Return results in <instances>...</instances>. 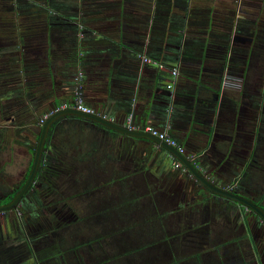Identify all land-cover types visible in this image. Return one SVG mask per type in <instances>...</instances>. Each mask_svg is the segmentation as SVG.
<instances>
[{"label":"rangeland","instance_id":"rangeland-1","mask_svg":"<svg viewBox=\"0 0 264 264\" xmlns=\"http://www.w3.org/2000/svg\"><path fill=\"white\" fill-rule=\"evenodd\" d=\"M11 2L0 0V4L14 7ZM241 2L238 4L247 5L245 10L249 12L238 13V36L245 38L237 41L234 48L238 50L237 57L233 61L236 78L243 80L242 92H238L235 101L240 104L244 97L246 102L237 106L227 137L231 145L244 146L242 122H250V116L258 113L259 129L264 130V103L257 109L250 102L254 96L264 101V40H259L264 38V0ZM107 3L114 5L115 11L120 9V13L116 12L126 29L141 28L133 20L138 16L133 6L127 7L124 0ZM28 4L31 5L27 11L18 16L17 9L9 13L1 10L0 28L6 23L14 30L5 35L0 30V45L10 44V48L22 50V58H13L18 65H12L13 70L6 72L11 80L0 77V95L14 91L11 88L20 81L21 95H15L8 104L11 108L18 106L21 112L28 114V119L33 115L32 126L55 109L54 105L50 106L54 99H63L68 93L62 91L57 76V71L65 70L64 56L68 55L61 42L57 46V40H64L61 38L63 29H53L51 23L76 22L79 26L80 19L70 17L69 21H55L57 16H62L54 14L57 12L55 1L29 0ZM240 10H244V6ZM107 15L114 16L115 12ZM243 16L247 20L240 21ZM252 19L253 24L249 25ZM122 22L117 21L113 26H121ZM6 35L11 40H4ZM67 42H71L70 39ZM82 44L74 45L75 56L86 61L87 49ZM3 47L0 46V53ZM2 63L0 59V65ZM21 72L28 74L22 79ZM60 137L62 140L57 138L52 142L57 148L56 163L45 167L47 171L42 174L48 184L43 191L42 207L49 211L48 215L38 218L35 221L38 224L25 218V239L14 231L12 234L7 231L8 237L3 234V238L0 228V264H57L59 251H65L63 260L60 259L62 264H264V234L258 231L254 235L258 245L255 251L245 232L240 235L228 228L227 224L235 225L238 218L225 208L222 199L218 205L219 218L214 212L203 213L207 202L200 198L190 208L182 204V183L178 182L177 174L164 170L161 163L156 165L157 160L151 161L155 149H143L149 148L148 143H141L139 147L136 143L139 139L106 138L100 130L81 126L76 121L64 128ZM12 140L13 133L8 132L0 141V171L5 181L12 180L15 184L29 167L36 145L30 152L23 144ZM230 144L225 147L232 148ZM259 149H264V142H257L250 166L246 163V173L236 179L258 180L264 189V167L260 168L264 166V154L258 158ZM260 160L263 163H259ZM230 167L234 166L230 164ZM230 167L227 165L228 178ZM8 224L16 227L18 222L10 217ZM241 228L244 230L242 225Z\"/></svg>","mask_w":264,"mask_h":264},{"label":"crops","instance_id":"crops-1","mask_svg":"<svg viewBox=\"0 0 264 264\" xmlns=\"http://www.w3.org/2000/svg\"><path fill=\"white\" fill-rule=\"evenodd\" d=\"M107 1L109 0H100L98 4L96 0H70L68 9L64 7L65 1L57 3V8H60L54 13L62 15L61 21H69L73 13L80 19L79 26L76 22L51 24L53 29L62 28L66 38L71 39L74 36L71 42L57 40V46L61 42L64 52L68 54L64 56L65 70L57 71L62 91L68 93H65L63 99L57 97V105L74 101L76 77L82 72V84L85 87L83 97L86 105L101 114H108L115 123L123 126L130 122L141 127L152 125L167 131L187 149L188 154L200 159V162L197 161L202 172L222 188L244 181V178L240 181L236 178L244 176V172L247 171L244 170L246 163L250 166L249 160L254 156L255 143L259 138L262 143L264 142V132L259 138L256 134L260 122L258 113L256 116H250L252 118L250 122L240 124L244 132L242 136L244 146L235 143L231 145L227 137V132L236 118L232 116L236 113L237 106L246 102L244 97L242 98L244 103L239 104L235 101L238 92H242L240 84L243 80L236 78L235 75L233 59L237 57L238 50H234L237 41L233 40L232 36L236 33L238 13L249 12L245 10L247 5L238 4L241 0H124L127 7H134L138 16L133 20L141 27L129 30L125 28L119 16L120 9L116 10L119 12L117 14L114 5ZM248 1L244 0L245 3ZM11 3L14 7L1 3L0 14L1 10L9 13L17 9L18 16L31 5L28 4L29 0H12ZM241 6H244L242 11ZM114 12V16L107 15ZM117 21L122 22L121 26H113ZM0 30L2 35H5L14 29L5 23L1 25ZM4 40H11V37L6 35ZM79 43H83L82 46H86L87 49L86 61H83L82 66L75 64L78 55L75 56L74 45L77 46ZM65 45L69 47L65 48ZM0 46H4L0 53V59H3L0 77L11 80L12 77L6 75V72L13 70L12 65L14 67L18 65L13 58H22L20 55L22 50L10 48V44ZM140 56H147L156 63H144ZM174 69L178 70L179 76L176 78L175 86L170 90L168 85L174 81ZM14 71L17 70L14 68ZM21 73L22 79L28 74ZM20 83L18 81L14 88H11L15 89L14 91L0 95V121L5 120L0 122V141L3 135L9 132L13 133L12 141L22 144L27 133L32 134L34 130L31 131L32 126L35 127V124L31 126L33 115L28 119L26 112H21L18 106L11 108L8 104L15 95H21ZM23 83H27L26 79ZM247 100L249 102V99ZM250 102H253L257 109L264 103L260 98L258 103H255V96ZM66 120L100 130L106 138L127 141L138 139L119 132L112 133L93 123L64 118V121ZM144 140L139 139L136 142L139 147L142 146L141 143L146 142ZM146 143L150 146L143 149H155L151 161L159 159L160 162L156 161V165L161 163L164 170L169 169L174 173L172 162L167 157L168 153L161 151L151 142ZM227 143L232 148H226ZM263 154L264 149H259L257 157L262 158ZM260 161L259 163H263ZM230 164L234 167H230ZM227 165L231 169L229 178ZM175 174L178 182L182 183L181 194L185 191L182 194V204L190 208L196 205L197 199L200 198L207 202L203 213L214 212L215 216H218L216 218H219L221 197L191 176L181 172ZM190 183L197 185L195 190H191ZM227 225L231 231H238L240 235L244 232L246 234L237 220L235 225ZM252 246L258 249V245ZM57 264L62 262L57 261Z\"/></svg>","mask_w":264,"mask_h":264},{"label":"flooded vegetation","instance_id":"flooded-vegetation-1","mask_svg":"<svg viewBox=\"0 0 264 264\" xmlns=\"http://www.w3.org/2000/svg\"><path fill=\"white\" fill-rule=\"evenodd\" d=\"M34 5L36 6V4H34ZM54 14H56V13H54ZM57 17H58L57 21H59V20L61 21L62 16H57ZM241 18L242 19H240V21L247 20L246 18H244V16ZM252 21H253V19L248 22L249 25L253 24ZM51 24H53V23H51ZM238 30H239V28L237 25V27L235 29L236 33L232 36L233 40L240 41L242 38H245L241 35L238 36ZM244 30H246V29H244ZM244 35L247 36L246 32ZM259 40H264V38H261V39L259 38ZM44 95H45V97H47L46 93ZM258 98H260V97L255 96V103H258ZM56 104H57V99H54V101L50 104V106H52V105L56 106ZM73 122L74 121H70V120L64 121V118L62 120H60L58 124L56 121L55 126L53 127V129L49 133L47 140H46L45 146H48V147H45L44 153H43L42 158H41L40 166L42 165V169L40 172L37 173V176H36L32 186L24 194V196L20 200L17 208L13 209L12 211H6L4 213H0V228L3 229V233H1L3 238H4L5 234H6V237H8L7 231H8V233H11V234L14 231L15 235L17 233H19L20 236L21 237L23 236V239H25V237H27V235L25 236V233H24V228L26 227L25 218L26 219L29 218L30 220H32V223H36L35 221H37L38 218L41 219L42 216L46 217L45 215H48L49 211H47V209L42 207L43 206L42 199H43V193H44L43 191L45 190V188L48 187V184H47L45 178H43L42 174H44L47 171V169H45V167L50 168L51 164L56 163L55 160L57 159V151H56L57 148L52 142L57 141V138H58V140H62L63 136L62 137H60V136L62 135L63 129L66 128L67 126H69L70 124H72ZM34 126H35L34 128H33V126L31 128V130L34 129L33 130L34 132L32 131V134L27 133L26 138L24 140H22V144L29 151H30V149L34 148V145H36V149L33 152L34 156L32 157L31 161L29 160V162H28L29 167L26 169L23 178L20 179L18 183L14 184L12 182V180L11 181H5V179L2 178L3 172L0 171V206L9 204L14 199V197L19 193V191L24 187V185L26 183L25 182L23 184V181L25 180L26 176L28 175V173L30 171L29 170L30 166H32L31 162L34 161L38 142L40 139V132L42 129V127L39 126V120L37 121L36 125H34ZM260 130L261 129H259V127H258V130H256V132H257L256 134L258 135V138H259V136L261 137L260 134L262 132H264V130H261V133H260ZM37 133H39V135ZM36 135H37V137H36ZM35 137H36V139H35ZM259 141H260V138H259ZM256 146H257V143L255 144V148H254L255 151H257ZM172 167L174 168V166H172ZM39 170H40V167H39ZM180 172H182L181 169H174V173H180ZM243 180L244 181H242L241 183L235 182V185L234 184H233V186L229 185L224 189H226L230 192L237 193V194H240V195L247 197L248 199H250L253 202H255L256 204H258L264 210V189L261 187L258 180H254V179L251 180L249 177H244ZM26 181H27V179H26ZM190 184L192 185L191 190H195L197 185L192 184V183H190ZM16 190H17V194L13 195V193ZM184 192H182V194ZM182 200L183 199H181V202H182ZM222 200L225 201V205H226L225 208H227V209L229 208L231 211H233L234 216H236L238 218V221H237L238 225H242V227L246 231V234L249 235V240L251 242V246H252V244L254 245L255 244L254 235L258 231L261 232L262 234H264V222L252 210L247 209L246 207H242L241 205L237 204L236 202H234L232 200H228L225 198ZM230 203H232L233 206H231ZM247 211H248V214H247ZM18 214H20L21 217H19ZM10 217H13L14 220L18 222V225L16 227L8 224ZM32 223H31V225H32ZM36 224H38V223H36ZM3 234H4V236H3ZM36 239H38V237ZM252 247L254 249H257L255 246H252Z\"/></svg>","mask_w":264,"mask_h":264},{"label":"water","instance_id":"water-1","mask_svg":"<svg viewBox=\"0 0 264 264\" xmlns=\"http://www.w3.org/2000/svg\"><path fill=\"white\" fill-rule=\"evenodd\" d=\"M67 116H75L78 118L86 119L93 123L100 124L113 131L124 134L126 136L138 138V139H145L153 142L156 145V147L163 148L164 150L167 151V153L174 155L180 162H182V164L188 169L192 177L202 186H204L205 188H207L217 196H220L221 199L225 198L228 200H232L237 204L241 205L242 207H246L247 209L252 210L264 222V210L258 204H256L255 202H253L252 200L248 199L243 195L230 192L218 186L216 183H214V181H212L208 176H206L202 172L201 168H199L198 165L193 164L185 155L179 153V151L176 148L170 146L165 141L151 135L150 133L144 131L131 130L128 127L117 124L115 122H111L99 115L86 114L74 108H66L56 111L46 120V122L44 123L41 129V135L38 142L35 158L32 164L30 174L27 178V181L24 187L19 191V193L14 197V199L9 204L0 206V213H4L6 211H12L13 209L17 208L20 200L22 199L24 194L29 190V188L32 186L37 176L41 164V158L45 149L46 140L52 125L57 120ZM198 160L200 162V159Z\"/></svg>","mask_w":264,"mask_h":264},{"label":"built area","instance_id":"built-area-1","mask_svg":"<svg viewBox=\"0 0 264 264\" xmlns=\"http://www.w3.org/2000/svg\"><path fill=\"white\" fill-rule=\"evenodd\" d=\"M140 58L143 60L144 63L147 64H155L156 62L147 57V56H140ZM179 76V72L177 69L173 70V77H174V81H172L171 84L168 85V89H172L175 86L176 83V78ZM82 77H83V73L79 72L77 77H76V88H75V98L74 101H72L71 103H63L60 107H56L54 110H52L50 113H47L46 115L42 116L41 119H39V126H43L44 123L46 122V120L56 111H59L61 109H66V108H74L77 109L83 113L86 114H96L99 115L111 122H115V120L110 117L108 114H104V113H99L97 112L94 108L88 106L85 104V100H84V85L82 84ZM130 121V120H129ZM125 127L130 128L131 130H136V131H144L147 133H150L151 135L165 141L167 144H169L170 146L176 148L179 153L185 155L193 164L198 165V158L197 156L194 155H190L187 153V149H185V147L175 138H173L167 131H162L161 129L154 127L152 125H146V126H137V125H133L129 122V124ZM170 157L172 159V163L175 169H181L183 174H187V175H191L188 171V169L182 164V162H180L174 155L170 154ZM192 176V175H191Z\"/></svg>","mask_w":264,"mask_h":264},{"label":"trees","instance_id":"trees-1","mask_svg":"<svg viewBox=\"0 0 264 264\" xmlns=\"http://www.w3.org/2000/svg\"><path fill=\"white\" fill-rule=\"evenodd\" d=\"M50 2L51 1H53V0H49ZM66 2V5L64 6L66 9H68V7H69V5H70V0H63V2ZM74 1V0H73ZM56 2L59 4V3H61V0H56ZM36 6H37V4H36ZM60 8V7H59ZM59 8H57V9H59ZM61 9H64V8H61ZM73 15V17H75L74 16V13L72 14ZM63 38H64V40H68V39H70V38H66L64 35L62 36ZM74 37V36H73ZM71 38L70 40H73L74 38ZM21 42H23V40H21ZM78 60H79V62L77 61V60H75V64L77 65V64H79V65H81L82 66V64H83V60H81L79 57L77 58ZM80 66V67H81ZM77 75V74H76ZM84 89H85V87H84ZM69 103V102H68ZM62 104H56V106H55V108L57 107H60ZM54 110V109H53ZM42 118V117H41ZM40 118V119H41ZM63 118H65V117H63ZM63 118H61V119H59V120H57V124L59 123V121L60 120H62ZM66 118H73V119H76V120H79V121H82V122H87V123H93V122H91V121H89V120H86V119H82V118H78V117H75V116H67ZM56 123V122H55ZM55 123L52 125V127H51V130L53 129V127L55 126ZM93 124H96V125H98V126H100V127H102L103 129H105V130H108V131H110V132H112V133H115V134H119L118 132H116V131H113V130H111V129H109V128H106V127H104V126H102V125H100V124H97V123H93ZM51 130H50V132H51ZM49 132V133H50ZM40 135H41V132H40ZM172 136V135H171ZM176 139V138H175ZM144 141H146V142H151V141H149V140H144ZM151 144H154L153 142H151ZM159 149H161V151H163V152H166L167 153V151L166 150H164L163 148H159ZM168 158H170L169 160H171V162H173L172 161V159H171V157H170V154L168 153V156H167ZM33 164V161L31 162V165ZM172 166H173V163H172ZM31 168H32V166H30V171H31ZM41 169H42V165L40 166V170H38V172H40L41 171ZM175 169V168H174ZM30 171H29V173H30ZM29 173H28V175H29ZM28 175L26 176V178H25V180L23 181V184L26 182V179H27V177H28ZM22 184V185H23ZM15 194H17V190L13 193V195H15ZM46 252H49V251H46ZM50 252H52V251H50ZM65 252V251H64ZM64 252H62L61 253V251H59V252H57V253H59L60 254V257H59V259H57V261L58 262H60L61 260H63V256H64ZM61 256H62V258H61ZM61 259V260H60Z\"/></svg>","mask_w":264,"mask_h":264}]
</instances>
